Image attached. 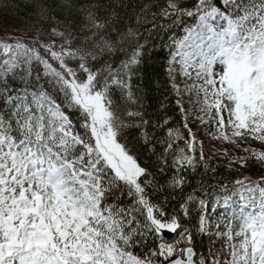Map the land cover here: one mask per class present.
<instances>
[{
	"label": "snow or ice",
	"instance_id": "6c2138e0",
	"mask_svg": "<svg viewBox=\"0 0 264 264\" xmlns=\"http://www.w3.org/2000/svg\"><path fill=\"white\" fill-rule=\"evenodd\" d=\"M25 7L22 27L0 21V264H264V0H163L153 13L192 21L165 69L183 82L178 110L194 94L205 135L243 153L225 149L238 176L215 185L186 175L209 171L188 124L148 117V46L120 0ZM169 171L172 211L153 200Z\"/></svg>",
	"mask_w": 264,
	"mask_h": 264
},
{
	"label": "trees",
	"instance_id": "16d2710c",
	"mask_svg": "<svg viewBox=\"0 0 264 264\" xmlns=\"http://www.w3.org/2000/svg\"><path fill=\"white\" fill-rule=\"evenodd\" d=\"M30 2L31 0H0V21L3 22L7 30L14 31L15 28L23 26L31 12V9L26 8L25 5ZM120 2L122 4L121 14L126 17L125 25L130 26L141 37L140 42L148 46L147 63L143 66V71L140 74V83L143 85L141 91L145 93L143 99L147 108V115L151 117L154 124L169 118L173 128L183 130L184 119L177 107L178 98L173 92L171 78L166 75L165 69L169 51L171 50V43L183 36L184 28L192 24V21L187 20L184 25L180 26L172 25L160 18L153 21V13L159 10L163 0H120ZM165 25L167 26L165 27ZM118 55L123 59L122 52ZM162 104L163 110H161ZM184 134L187 135V132L184 131ZM160 138L163 139V137ZM138 150L142 152L144 157H148V153L144 152L143 149ZM197 155H199L198 151ZM142 162L146 166L152 167L154 158H145ZM205 162L209 169L207 175L201 176V173L204 172L203 166L198 167L194 178L191 174H186L189 176L191 184L195 185L201 179H203L205 184L215 185L218 180L228 183L238 176L237 173L230 174L227 171V160L221 161L209 156L205 158ZM212 169L216 170L215 176H213ZM244 175L259 176L261 172L258 168L250 167L244 170ZM170 176V171L157 176L159 187L162 190L153 194V200L161 204L167 203L169 210L172 211L175 210V206L179 201L172 199L171 190H163L167 188ZM217 212L219 215L213 214L216 220H219L223 215L229 214V210L223 208L217 209ZM208 247H211V245L207 237L201 239L198 236L197 248L206 249Z\"/></svg>",
	"mask_w": 264,
	"mask_h": 264
},
{
	"label": "rangeland",
	"instance_id": "374dc122",
	"mask_svg": "<svg viewBox=\"0 0 264 264\" xmlns=\"http://www.w3.org/2000/svg\"><path fill=\"white\" fill-rule=\"evenodd\" d=\"M171 82L179 83L181 85L183 84L182 81L171 80ZM179 99L187 108V113L182 114V116L184 119V123H187L189 128H191L192 132L196 134L197 151L199 153L202 151L205 158H208L210 156V157H215L221 161L228 159V157L223 156V152L225 151V149H227L232 156H239L243 154L242 152L236 151L233 148V146L223 144L219 141H214L205 135L210 130V128L209 125L201 124V122L197 121L196 119L197 116H203V113L199 111V104L197 103V97L194 94L191 96V99H189L187 96L179 97ZM205 119H207V117H205ZM201 141H202V148H201ZM241 147H245V146L241 145Z\"/></svg>",
	"mask_w": 264,
	"mask_h": 264
},
{
	"label": "water",
	"instance_id": "95a60500",
	"mask_svg": "<svg viewBox=\"0 0 264 264\" xmlns=\"http://www.w3.org/2000/svg\"><path fill=\"white\" fill-rule=\"evenodd\" d=\"M170 238V237H169Z\"/></svg>",
	"mask_w": 264,
	"mask_h": 264
}]
</instances>
